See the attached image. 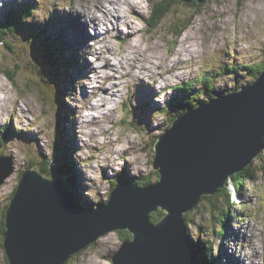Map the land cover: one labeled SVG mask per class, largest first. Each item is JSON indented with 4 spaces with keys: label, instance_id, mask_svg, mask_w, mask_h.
Here are the masks:
<instances>
[{
    "label": "rangeland",
    "instance_id": "374dc122",
    "mask_svg": "<svg viewBox=\"0 0 264 264\" xmlns=\"http://www.w3.org/2000/svg\"><path fill=\"white\" fill-rule=\"evenodd\" d=\"M27 2L33 5L34 12H28L16 27L17 30L8 37L9 42L11 41L9 46L0 47V97L11 96L16 101L10 110H0V113L2 112L0 155L10 156L2 161L4 170L9 169L10 160L14 163L13 173L0 186V264H7L2 214L13 190L22 179V173L33 167V164L41 170L45 161H51L53 165L59 167L66 160V147L67 152L72 155V160L79 164V157L74 158L80 148L77 139L78 109L74 104L81 102L79 97H86L88 91L79 82L91 70V67H86L88 62L82 51L87 45L83 44L86 40V32H84L86 29L81 16L74 11L59 10L64 5L71 7L73 0H62L59 7L55 0H11L0 8V20L2 17H4L2 20H6L11 14L16 15L26 11ZM147 3L149 4L147 12L134 14L133 11L138 32L143 34L149 50L165 63L171 62L172 55L185 57L183 61L175 62L173 71L180 66L179 68L182 69L179 71L184 78L182 83L176 84L187 88L189 85L187 83L192 82V85L188 90H185V87L182 89L179 87L174 89V87L163 94L154 90V87L153 90L143 91L149 94V98L156 94L155 97L161 95L164 99L162 102L153 99L149 108L147 104H141L140 110L136 105L144 101L140 93L145 87L138 85L139 81L134 88L129 89L126 105L124 103L123 106H118V118L113 115L109 119H116L119 129L117 134L121 138L140 142L139 151L135 152V159L131 164L127 159H124L122 164H117L120 171H116L115 168L101 169V179L107 187L104 191L97 189L96 199L84 196L85 187L88 185L85 184V175L79 164L78 185L69 187L73 191L74 199L87 207L108 202L115 183L124 181L138 183L147 178L153 182L159 180V172L154 168L155 141L167 132L174 120L171 119L181 110L182 105H178L174 98L183 97V103L187 104L185 100L190 99L194 94L201 93L203 99L210 96L214 98L219 93L230 90L238 81H242L243 86H247L255 80V77L250 72L247 74L248 70L243 65L264 63V39L261 38L264 37V29H260L258 21L253 23L255 28L260 30L255 31V35H252L253 30H249L247 35L251 38L244 41L251 45L249 48L241 50L238 46H230L226 42L231 35L233 25L237 33L248 28V20L242 18L245 0H206L200 4L147 0ZM168 4L170 11L166 18L158 27L152 28L148 20L154 8L157 5L167 7ZM50 6L48 19L43 23L39 22V16L48 13ZM140 25L143 27H139ZM187 25L189 26L177 37L175 32L182 31ZM39 32L43 36H38ZM95 38L88 35L89 40ZM221 38L225 39L222 45ZM210 40H215L217 44L214 51L209 44ZM50 45H54L60 50L61 55L65 56L58 54L60 63L61 61L69 63V69H66L67 65L62 66L63 77L57 76L61 68L52 64L49 54L46 53ZM55 48L52 49L56 50ZM239 65H242V70H239ZM10 71L17 73H15L17 84L9 78ZM199 78L200 81H197ZM205 78L208 82L204 81ZM64 79L67 80L65 83L62 82ZM209 82L212 83L210 90L212 95L203 92ZM64 86L67 90H64ZM172 86L174 85L169 87ZM63 93L67 96L63 100L68 109L66 121L63 115L65 111L61 107ZM176 105L179 109H175ZM146 110L148 113L144 114L143 111ZM92 122L96 123V120ZM63 135L68 138L67 141ZM263 153L253 160L255 165L264 166ZM133 172L135 175L131 174ZM55 174L59 179L62 178L59 170ZM89 184L95 186L96 182L89 181ZM236 201V205L231 208L227 230L223 234L221 229L224 226L218 218L221 214L214 212L207 199L201 201L200 205L191 212L188 221L189 231L194 239L197 238L195 241L198 246L200 241L205 243L213 240L214 243L211 242L210 246L212 244L214 254L222 248L223 256L218 260L219 264H245V259L248 264H264V252L257 253L255 248L251 257L242 258L240 255L244 247L252 246L254 234L257 233L255 225L264 226V171L259 174L255 183L253 181L249 183L242 197L236 196ZM258 236H264V232L258 233ZM123 242L118 230L109 232L73 255L67 264H94L91 255L93 252L104 261V264H114L113 255Z\"/></svg>",
    "mask_w": 264,
    "mask_h": 264
},
{
    "label": "water",
    "instance_id": "95a60500",
    "mask_svg": "<svg viewBox=\"0 0 264 264\" xmlns=\"http://www.w3.org/2000/svg\"><path fill=\"white\" fill-rule=\"evenodd\" d=\"M204 3L206 0H169ZM264 150V71L247 86L189 108L155 143L160 179L119 182L108 202L77 203L62 179L28 169L6 212L10 264H65L115 230H128L114 264H201L185 214ZM0 157V186L13 173ZM165 215L153 222L152 213Z\"/></svg>",
    "mask_w": 264,
    "mask_h": 264
},
{
    "label": "clouds",
    "instance_id": "9594fccd",
    "mask_svg": "<svg viewBox=\"0 0 264 264\" xmlns=\"http://www.w3.org/2000/svg\"><path fill=\"white\" fill-rule=\"evenodd\" d=\"M61 2L62 0H55L58 7ZM148 9L147 0H73L71 7L64 5L59 8L65 12L78 13L82 23L87 25L89 35L96 37L88 40L87 46L82 49L84 58L92 69L79 82L88 90V96L79 97L81 102L74 104L78 109L77 139L80 142L74 158L79 157L85 184L88 185L84 196L90 199L97 198V189L104 191L107 187L101 179V169L115 168L120 171L117 164H122L124 159L131 164L135 159V152L139 151L140 142L121 138L117 134L119 129L116 119H109L113 115L118 118V106H123L127 100L129 89L143 80L159 93L162 89L175 85L178 82L176 77L181 75L180 71H171L174 68L172 62L183 61L185 57L172 55L171 62L165 63L149 50L143 34L138 32L133 11L147 12ZM50 11L51 6L48 13L39 16V22H45ZM242 18L248 20V28L237 33L233 25L226 41L230 46H238L241 50L251 46L244 42L251 38L247 35L249 30H253L252 35H255V31L264 29V0H245ZM253 21L259 22L260 29L255 28ZM224 42L225 39L221 38V45ZM209 44L214 51L217 47L215 40H210ZM163 99L161 95L154 97L156 102H162ZM15 102L14 97H0V110H10ZM93 118L96 123L92 122ZM131 174L135 175L134 172ZM89 181H95V186L89 184ZM231 198L236 202L234 192ZM255 227L257 233L254 234L252 246L243 248L240 252L242 258L253 256V248L257 253L264 252V236H258V233L264 232V226L256 224ZM91 255L94 264H104L95 252ZM245 264H248L247 259Z\"/></svg>",
    "mask_w": 264,
    "mask_h": 264
},
{
    "label": "trees",
    "instance_id": "16d2710c",
    "mask_svg": "<svg viewBox=\"0 0 264 264\" xmlns=\"http://www.w3.org/2000/svg\"><path fill=\"white\" fill-rule=\"evenodd\" d=\"M166 1L168 3H171V1H168V0H166ZM196 3L197 2H192L191 4H196ZM27 9H28V10H26L27 13L28 12L30 13V12L34 11V8L33 9L30 8V5H28ZM169 11H170L169 4L167 5V7L166 6H162V5H157L156 8H154V10H153V14L151 15V18L148 20L149 22L148 21L147 22L150 23V26L152 28H156L162 23L163 19L166 18V16L169 13ZM26 12L24 11V13H22V14L17 13L18 15L17 14L16 15L11 14V15L8 16L6 22H3V23L0 22V45L1 44L2 45L10 44V42L8 40V37L14 31V28L17 29L16 27L21 23V20L25 16ZM188 26L189 25L185 26V28H183L182 31H180V32H178L179 30H177V32H175L177 34V37H179L182 34V32ZM176 27H177V25H176ZM48 48H49V51L47 50L46 53L49 54V59L51 60V63L54 64L55 66H57V67L59 66L61 68V70L58 72L57 76L58 77H60V76L63 77L64 75L62 73V66L67 65L66 69H69V66H68L69 63L67 64L65 61H61V63H60L58 54L61 55V52H60L59 49H56L54 45H50ZM52 48H55L56 50H54ZM68 49L69 48H67V50ZM62 57H65V56H62ZM70 64H71V62H70ZM243 66H245L246 70H248L247 74H248V72H250L255 77V79H257L258 76L264 71V63L263 64H247V65H243ZM238 68H239V70H242V65H239ZM15 73H16L15 71H10V72H8V76H9V78L11 80H13L15 82V84H17V81L15 80V77H16ZM66 81L67 80L64 79L62 82L65 83ZM197 81H200V78L197 79ZM204 81L208 82V80L206 78L204 79ZM188 84H189L188 85V88H189V86L192 85V82H189ZM242 86H243L242 81H238L236 84H234L232 86V88L230 90L239 89ZM183 87H185V90H188V88L186 86L183 85ZM18 88L20 89L19 84H18ZM211 89H212V83H208L206 89H203V92L206 93L207 95H212L210 93ZM64 90H67V88L65 86H64ZM200 94H194L191 98L189 97L190 99H186L185 102H187V104L183 103L184 100H182L180 98H176V100H177L176 102H179V103H181L179 105H182V106H180L181 107L180 111L181 112H185L189 108L197 107L199 103L205 102ZM189 96H191V95H189ZM62 98L63 99H62L61 107H62L63 111H65L63 115H64L65 121H66V119H67V112L66 111L68 109L66 108V102L63 101L64 99L67 98L66 93H63V97ZM210 98H213V96H210ZM210 98L207 97V99H210ZM191 100H193V101L191 102ZM194 101H195V103H193ZM180 111H178L173 116L171 121L180 113ZM64 138H65L66 141L68 140V138L66 136H64ZM155 143H156V141H155ZM71 154H72V150H71ZM69 155L70 154L67 152V147H66V155H65V159L66 160H64L59 167H56V165H53L51 163V161L50 162L49 161H45V164L43 165L44 167L41 169V171L47 176L56 177L54 175L59 170V172H61V174L66 176V179L65 178L62 179V181L64 183V189L67 192H69L70 194H72L73 191H72V189L69 186L77 187V185H78V181H79L78 172L79 171H77V169L79 168V164L72 160V155H70V157H69ZM263 171H264V166L255 165L254 162H252L248 167L244 168L241 172H239L238 174L232 176L228 181H226L224 183V185L218 189V191H217V193L215 195L203 196L201 201L207 199L208 201H210L214 212L217 211V212H219L221 214L218 217L219 219H221V221L223 223V226H224V228L221 229V234H223L224 231L227 230V227H228L227 222H228V219H230V217H231V208L234 205H236V203H237V201L234 202L232 200L231 194L234 192V193H237L238 196L240 195L242 197L243 194H244L245 189H247V186H249V183H251V181H253L255 183L257 181V177ZM23 174L24 173H22V175ZM158 179H160V177ZM151 183H153V181L151 179H149V178H147V180L145 179V181L138 182L139 185H148V184H151ZM17 187L13 190L11 198L14 197V194L17 191ZM72 196H73V194H72ZM200 202H199L198 206L200 205ZM191 212H188V213H186L184 215L185 219H186V224H187L188 227H189V222L188 221H189V216L191 215ZM164 215H165V212L163 210H158V211L152 213L151 219H152L153 222L156 223ZM5 216H6V212H5L4 216H3V222H2V233H3V235H4V232L6 231ZM118 231H119L123 241L131 240L133 238V235L128 230H118ZM195 239H197V238H195ZM211 242H212V244L214 243L213 240H210V242H205V243H201V241H200V243H199L200 245L199 246L197 244H194L196 249H197L198 260H199V262L201 264H217L218 260L221 258V254H219L218 256L214 255V253H213V249L214 248L212 247V244L210 246ZM5 257H6L7 264H10L6 254H5ZM69 260L67 262H69ZM67 262L65 264H67Z\"/></svg>",
    "mask_w": 264,
    "mask_h": 264
},
{
    "label": "bare ground",
    "instance_id": "6f19581e",
    "mask_svg": "<svg viewBox=\"0 0 264 264\" xmlns=\"http://www.w3.org/2000/svg\"><path fill=\"white\" fill-rule=\"evenodd\" d=\"M3 0H0V2H2ZM9 2L11 1V0H8ZM135 13H138V14H140V12H135L134 11V14ZM71 17V16H70ZM66 18V17H65ZM66 20V19H65ZM79 20V19H78ZM78 23V22H77ZM84 28L86 29L84 32H86V36H85V38H86V40H84L83 41V44H85V45H87V41L89 40L88 39V35H89V33H88V31H87V25L84 23ZM75 31V30H74ZM97 35H99V34H97ZM129 35H131V33H129ZM89 36H91L92 37V35H89ZM84 37V36H83ZM95 37V36H94ZM187 48H191V47H187ZM193 50V49H192ZM181 51V50H180ZM188 51V50H187ZM193 51H196V50H193ZM192 53V52H191ZM182 54V53H181ZM195 57V56H194ZM177 61V60H176ZM176 61H174V62H172L174 65H175V62ZM178 62V61H177ZM182 65V64H181ZM86 67H88V68H90V64L89 63H87L86 64ZM180 66H177L176 67V71H179L180 69H182V68H179ZM91 69V68H90ZM175 69V68H174ZM174 69H172V71L174 70ZM92 70V69H91ZM90 70V71H91ZM182 71V70H181ZM182 74V73H181ZM176 79H177V81H178V84L180 83V82H182V79H184L181 75H179L178 77H176ZM178 84H176V85H178ZM138 85H142V86H144L145 88L142 90V92L140 93V94H142V99L144 100V101H142L141 103H139L138 105H136V107L140 110V108H139V105H141V104H147L148 105V108H149V105H150V102H152V100L154 99V97H155V95L156 94H154V95H151V97L149 98V94H147V93H143V91H146V90H153L152 89V86H150V85H148V84H146L143 80H140V82H139V84ZM176 85H174V86H172L171 88H173V87H175L174 89H176ZM154 90H155V88H154ZM88 91V90H87ZM157 93V92H156ZM137 95H139V93H136ZM88 96V92L86 93V97ZM171 99V98H170ZM137 100V99H136ZM126 103H127V100H126V102H125V105H126ZM144 112V114H146V113H148L147 112V110H146V112L145 111H143ZM0 114H2V112L0 113ZM95 120V118H93V121ZM132 127H134V124H132ZM139 130V129H138ZM0 140H1V138H0ZM246 237V236H245Z\"/></svg>",
    "mask_w": 264,
    "mask_h": 264
}]
</instances>
